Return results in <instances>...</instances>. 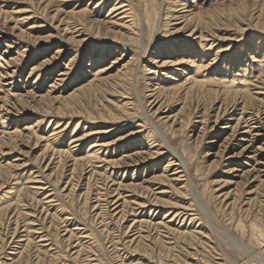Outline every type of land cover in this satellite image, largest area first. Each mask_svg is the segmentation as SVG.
<instances>
[{
  "label": "rangeland",
  "instance_id": "1",
  "mask_svg": "<svg viewBox=\"0 0 264 264\" xmlns=\"http://www.w3.org/2000/svg\"><path fill=\"white\" fill-rule=\"evenodd\" d=\"M146 1L130 33L115 0H0V264L253 254L264 0Z\"/></svg>",
  "mask_w": 264,
  "mask_h": 264
},
{
  "label": "bare ground",
  "instance_id": "2",
  "mask_svg": "<svg viewBox=\"0 0 264 264\" xmlns=\"http://www.w3.org/2000/svg\"><path fill=\"white\" fill-rule=\"evenodd\" d=\"M147 1L146 0H142V8H141V12L139 11L138 12V14H136V13H134L133 12V7L131 6V5H129L127 2H125L124 0H115V3H114V6L112 7V9H110L109 10V13H108V15L107 16H109V17H111V18H109L110 20H113V23H111V21H107L108 23L110 22V24H113V25H116V26H118V27H120V30H123V31H125V30H127V31H129L130 33H133V31H134V25H135V21L137 20V19H140V20H145V22L147 23V24H149V22H148V20H149V18H150V16H155V19L157 20V21H159V14H157L156 13V11L153 9L152 10V13H150V10L148 9L149 8V6H147L148 4L146 3ZM95 6H97L98 7V5H95ZM102 6V5H101ZM96 7V8H97ZM98 8H100V7H98ZM175 8V7H174ZM176 12H178L179 10H175ZM174 11V12H175ZM156 13V14H155ZM159 13V12H158ZM108 18V17H107ZM152 19V18H151ZM154 19V18H153ZM139 20V21H140ZM126 21V22H125ZM142 22V21H141ZM97 23H99L98 21H97ZM143 25V24H142ZM148 26V25H147ZM80 32V31H79ZM126 32V31H125ZM135 35V34H134ZM184 52V51H183ZM182 53V52H181ZM264 59V58H263ZM261 61H262V59H261ZM264 62V61H263ZM233 82H234V80H233ZM232 84H235V83H232ZM159 93V92H158ZM127 106V105H126ZM128 109V108H127ZM126 109V110H127ZM6 110V109H5ZM153 124V123H152ZM77 125V124H76ZM78 126V125H77ZM76 126V127H77ZM153 127V126H152ZM246 128H247V126H246ZM155 129V128H154ZM153 129V130H154ZM75 132V131H74ZM74 134V133H73ZM88 134H91L90 132H88L87 134H86V136H87V138H88ZM95 134H98V133H94V135ZM76 135V134H75ZM92 135V134H91ZM256 136H260V134H257ZM82 137H84V135H82ZM82 137H79V138H81L82 139ZM90 137V136H89ZM78 138V139H79ZM74 139V138H73ZM76 139V138H75ZM75 139L74 140H72V142L73 141H75ZM77 139V140H78ZM80 139V140H81ZM47 140V139H46ZM84 141V140H83ZM76 143V142H75ZM77 145V144H76ZM105 145V144H104ZM102 147V146H101ZM100 151V150H99ZM69 152V151H68ZM59 153V152H58ZM70 153V152H69ZM68 153V154H69ZM60 154V153H59ZM66 154H67V150H66ZM93 155H95L96 153H92ZM100 154V153H99ZM91 155V154H90ZM90 158V156H87V158ZM98 157V156H97ZM60 158V157H59ZM86 158V157H85ZM84 158V159H85ZM99 158V157H98ZM76 158H74L73 160H74V162L76 163V165H77V163L80 161L78 158H77V162H76V160H75ZM91 159H93V158H91ZM97 159V158H96ZM101 159V158H100ZM81 160L83 161V159L81 158ZM94 160V159H93ZM81 161V162H82ZM85 161H86V159H85ZM84 162V161H83ZM89 162H92L91 160L89 161ZM75 163H73V166L75 165ZM80 163V162H79ZM86 163V162H85ZM180 163H181V161H180ZM87 164H88V162H87ZM90 164V163H89ZM79 165V164H78ZM81 165H82V163H81ZM85 165V164H84ZM178 165V164H177ZM89 166H91V164L89 165ZM181 166H182V164H181ZM95 167V166H94ZM180 167V166H179ZM181 168H184V166L183 167H181ZM181 170V169H180ZM185 169H183V171H184ZM179 171V170H178ZM92 172L94 173V171L92 170ZM180 172V171H179ZM185 172H186V170H185ZM184 172V173H185ZM173 174H174V172H173ZM182 176H184L183 174H181ZM180 175V176H181ZM186 176V175H185ZM177 178V177H176ZM175 178V179H176ZM183 179V178H182ZM177 180V179H176ZM6 194V193H5ZM119 195V194H118ZM120 196V195H119ZM100 197V196H99ZM16 203V202H15ZM15 205V204H14ZM5 208V207H4ZM3 209V208H2ZM182 211V210H181ZM180 211V212H181ZM185 211V210H184ZM1 213H2V211H1ZM194 214V213H193ZM1 215V214H0ZM192 216V215H191ZM178 217V216H177ZM171 219V218H170ZM254 219V218H253ZM170 222V221H169ZM138 223V222H137ZM237 224H239V223H237ZM248 224V223H247ZM238 226V225H237ZM260 225H258V223L256 222H254V221H252V222H250V225H249V228H250V233H249V235H250V241L253 243L252 245H254L251 249L253 250V254L251 255V256H248V257H246V256H244L245 258H243V264H264V230H262L260 227H259ZM156 227V226H155ZM264 227V226H263ZM264 229V228H263ZM69 232V231H68ZM241 232V231H240ZM182 235V234H181ZM180 235V236H181ZM178 236V235H177ZM174 238V237H173ZM183 239V238H182ZM210 240V239H209ZM248 240V239H247ZM250 243V242H249ZM202 245H204L205 247H207L208 245L206 244V243H204L203 242V244ZM207 245V246H206ZM204 247V248H205ZM208 247H210V246H208ZM203 248V247H202ZM201 248V249H202ZM247 248H249V247H247ZM212 249V248H211ZM207 250V249H206ZM206 250L204 249H202V251H205L206 252ZM200 252V251H199ZM213 252V251H212ZM197 253V252H196ZM214 254V253H213ZM208 256L207 257H209L210 256V252L207 254ZM218 255V254H217ZM213 257V256H212ZM205 258V257H204ZM211 258V257H210ZM214 258V257H213ZM221 258V257H220ZM241 258V259H242ZM203 259V258H202ZM201 259V260H202ZM206 259V258H205ZM211 260V259H210ZM213 260V259H212ZM199 261H200V259H199ZM197 262V263H200V262ZM205 261V260H204ZM207 261V260H206ZM196 263V264H197ZM205 262H203V264H204ZM208 263H209V261H208ZM211 263H212V261H211ZM183 264V263H182ZM194 264H195V262H194ZM217 264V263H216Z\"/></svg>",
  "mask_w": 264,
  "mask_h": 264
}]
</instances>
